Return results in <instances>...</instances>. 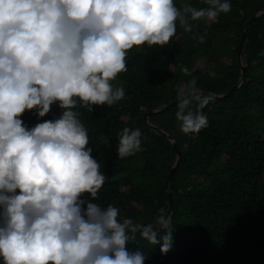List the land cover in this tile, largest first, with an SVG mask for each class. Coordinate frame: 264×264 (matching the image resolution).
Wrapping results in <instances>:
<instances>
[{"label": "clouds", "instance_id": "obj_1", "mask_svg": "<svg viewBox=\"0 0 264 264\" xmlns=\"http://www.w3.org/2000/svg\"><path fill=\"white\" fill-rule=\"evenodd\" d=\"M205 3L0 0V264H144L145 251L127 247L137 232L161 253L172 248L164 208L154 223L136 224L116 206L82 195L96 197L106 176L76 108L91 112L125 96L112 81L127 70L133 46L168 45L177 20L190 31L189 19L215 22L232 8L231 0ZM212 99L195 78L177 86L180 130L206 127L201 109ZM53 104L58 116L24 123L26 110L44 117ZM141 135L139 128L121 129L118 157L140 150Z\"/></svg>", "mask_w": 264, "mask_h": 264}, {"label": "trees", "instance_id": "obj_2", "mask_svg": "<svg viewBox=\"0 0 264 264\" xmlns=\"http://www.w3.org/2000/svg\"><path fill=\"white\" fill-rule=\"evenodd\" d=\"M175 3L178 8L208 7L205 0ZM231 4L215 22L189 19L190 31L177 20L168 45L128 50L127 70L112 81L124 87L121 100L93 105L91 112L77 105L91 155L106 176L96 197L82 194L87 200L112 204L140 224L154 223L159 208L167 214L166 181L177 152L165 135L147 127L145 114L176 100L177 86L193 78L199 88L214 94L228 92L241 79L238 51L244 25L264 8V0ZM242 58L244 83L201 109L208 123L199 132L180 130L176 105L148 118L176 139L182 159L170 180L172 248L161 253L159 244L139 232L127 242L130 250L145 251L144 264H264V14L248 30ZM61 111L53 104L44 117L26 110L22 119L31 127ZM124 127L141 130L140 150L118 157L116 144Z\"/></svg>", "mask_w": 264, "mask_h": 264}, {"label": "water", "instance_id": "obj_3", "mask_svg": "<svg viewBox=\"0 0 264 264\" xmlns=\"http://www.w3.org/2000/svg\"><path fill=\"white\" fill-rule=\"evenodd\" d=\"M263 14H264V8H260L250 18V20L248 22H246L245 25H244L241 41L239 43V51H238V61H239L240 65H241V71H242L241 79L234 86H232V88L226 93H223V94H214V93H212L215 99H221V98H225L227 96H230L231 94H233L234 91H236L244 83V81H245V65L243 63L242 55H243L245 39H246L248 30H249L250 26L252 25V23H254V21H256ZM203 92L204 93H209V92H205V91H203ZM174 105H176V100L164 105L162 108L152 109L148 113L145 114V123H146L147 127L149 129L155 130V131L165 135L172 142V144H173V146H174V148H175V150L177 152V158H176V160H175V162H174V164H173V166L171 168L170 174H169V176L167 178V181H166L167 194H168V200H169V209H168L167 214H170V215L173 212V194H172V190L170 188V180H171L172 176L174 175V173L176 172V170L178 168L180 160L182 159V153L179 150V147H178L176 139L174 137H172L168 132L163 130L162 128L158 127L157 125L152 124L148 120V118H149L150 115H153V114H156V113H160V112H164L165 110H167L168 108H170L171 106H174ZM124 217H126V216H124ZM118 219H119V217H118ZM133 222L136 223V224H140V223L135 222V221H133ZM161 231H163V229H161L160 232Z\"/></svg>", "mask_w": 264, "mask_h": 264}]
</instances>
